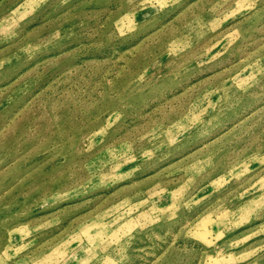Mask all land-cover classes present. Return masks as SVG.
I'll return each instance as SVG.
<instances>
[{
    "label": "rangeland",
    "instance_id": "374dc122",
    "mask_svg": "<svg viewBox=\"0 0 264 264\" xmlns=\"http://www.w3.org/2000/svg\"><path fill=\"white\" fill-rule=\"evenodd\" d=\"M0 264H264V0H0Z\"/></svg>",
    "mask_w": 264,
    "mask_h": 264
}]
</instances>
